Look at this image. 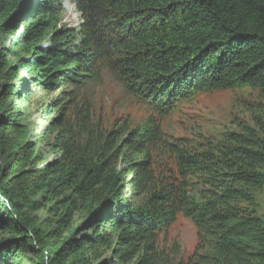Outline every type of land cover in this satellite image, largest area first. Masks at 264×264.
Returning a JSON list of instances; mask_svg holds the SVG:
<instances>
[{"label":"trees","instance_id":"obj_1","mask_svg":"<svg viewBox=\"0 0 264 264\" xmlns=\"http://www.w3.org/2000/svg\"><path fill=\"white\" fill-rule=\"evenodd\" d=\"M104 70L143 123L95 128L84 91ZM247 86L264 91V0H0V264H264V116L202 150L160 124ZM33 90L56 95L49 142L22 137ZM179 215L206 241L186 263L158 246Z\"/></svg>","mask_w":264,"mask_h":264},{"label":"rangeland","instance_id":"obj_2","mask_svg":"<svg viewBox=\"0 0 264 264\" xmlns=\"http://www.w3.org/2000/svg\"><path fill=\"white\" fill-rule=\"evenodd\" d=\"M63 21L73 27L81 24L80 15L73 9L65 12ZM84 96L91 103L95 128L100 132H109L126 119L136 126L152 115L151 109L128 94L107 70L89 83ZM55 97V94L33 90L32 96L21 103L23 138L37 141L47 136L48 123L41 118V112ZM263 116L264 91L247 86L201 93L191 103L160 119V124L165 134L186 139L192 149L202 150L210 144H224L231 134L242 133L244 127L256 129V118ZM51 140L53 136L48 134L47 141ZM44 146L42 142L40 147ZM251 193L258 204V217L264 218V188L253 189ZM2 238L0 235V241ZM158 246L162 256L186 263L204 251L206 241L190 218L179 215L172 227L159 235Z\"/></svg>","mask_w":264,"mask_h":264},{"label":"built area","instance_id":"obj_3","mask_svg":"<svg viewBox=\"0 0 264 264\" xmlns=\"http://www.w3.org/2000/svg\"><path fill=\"white\" fill-rule=\"evenodd\" d=\"M66 21H64V23H65ZM77 27V26H76Z\"/></svg>","mask_w":264,"mask_h":264}]
</instances>
